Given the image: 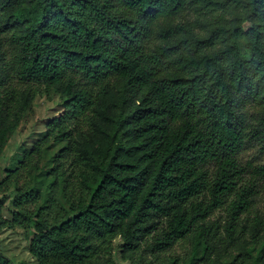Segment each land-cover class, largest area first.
<instances>
[{"label": "trees", "instance_id": "1", "mask_svg": "<svg viewBox=\"0 0 264 264\" xmlns=\"http://www.w3.org/2000/svg\"><path fill=\"white\" fill-rule=\"evenodd\" d=\"M41 96L62 112L0 182L37 264L211 256L220 210L264 264V165L239 160L264 149V0H0V157Z\"/></svg>", "mask_w": 264, "mask_h": 264}, {"label": "rangeland", "instance_id": "2", "mask_svg": "<svg viewBox=\"0 0 264 264\" xmlns=\"http://www.w3.org/2000/svg\"><path fill=\"white\" fill-rule=\"evenodd\" d=\"M203 20L202 14L192 12L189 19ZM199 31V29L197 30ZM58 97L41 96L34 100L30 112L20 124L19 128L12 135L3 155L0 157V182L6 177L7 171L12 170L20 158L21 149H30L39 139L41 133L45 130L46 123L52 118L61 114ZM240 162L249 170H254L264 165V149L258 141H250L239 156ZM51 178L45 181L43 194H48ZM60 201L62 202L60 193ZM14 192H7L0 195V250L15 263L37 264L29 251L30 242L33 237L34 228L26 225H13L14 213L17 209L14 207ZM33 207H35L33 205ZM256 215L264 216V187L261 193L256 197L252 207L251 217ZM227 215L224 210L215 213L211 218L214 223H220L221 229L218 232L216 241V250L208 255L200 245H197L195 239L191 238L179 242L170 251L163 253L158 259L154 260L152 256L147 255L138 257L139 264H262L258 262L259 246L254 245L251 240V234L248 233L241 240L240 244L228 246L226 242L219 240L224 236L223 228ZM120 238L114 241L112 264H131L129 260L124 259L123 245ZM210 253V252H209ZM137 264V263H136Z\"/></svg>", "mask_w": 264, "mask_h": 264}]
</instances>
